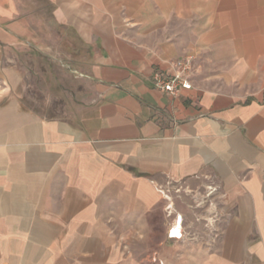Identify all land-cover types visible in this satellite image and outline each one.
<instances>
[{"label": "crops", "instance_id": "0c3cea01", "mask_svg": "<svg viewBox=\"0 0 264 264\" xmlns=\"http://www.w3.org/2000/svg\"><path fill=\"white\" fill-rule=\"evenodd\" d=\"M33 19L84 84L64 116L16 94ZM153 260L264 264V0H0V264Z\"/></svg>", "mask_w": 264, "mask_h": 264}, {"label": "rangeland", "instance_id": "374dc122", "mask_svg": "<svg viewBox=\"0 0 264 264\" xmlns=\"http://www.w3.org/2000/svg\"><path fill=\"white\" fill-rule=\"evenodd\" d=\"M31 24L29 42L40 47L41 51L25 47L24 50L9 53L13 56L21 77L16 94L25 107L47 118L64 116L79 92L84 91V84L78 83L77 74L74 73L75 67L71 65L63 50L60 51L61 66L57 65L56 61L53 62V55L58 57V51L53 53V46L58 43V38L54 35L56 29L48 27L47 24L42 25L37 19H33ZM174 194L176 195L175 191ZM174 198L177 199L176 196ZM173 217L176 220L178 216L174 214ZM159 230L154 229V232ZM158 238L159 235L154 234V241ZM139 248L143 253L148 245L141 244ZM150 262L157 264L154 260Z\"/></svg>", "mask_w": 264, "mask_h": 264}, {"label": "built area", "instance_id": "2783aa9c", "mask_svg": "<svg viewBox=\"0 0 264 264\" xmlns=\"http://www.w3.org/2000/svg\"><path fill=\"white\" fill-rule=\"evenodd\" d=\"M191 65V57H184L175 61V71L172 74L154 72L152 75L153 87L173 96L179 95L182 90L190 89Z\"/></svg>", "mask_w": 264, "mask_h": 264}, {"label": "bare ground", "instance_id": "6f19581e", "mask_svg": "<svg viewBox=\"0 0 264 264\" xmlns=\"http://www.w3.org/2000/svg\"><path fill=\"white\" fill-rule=\"evenodd\" d=\"M177 221H179V223ZM180 227H181V218H179V220H177V218H176V220L174 222V226H173L174 230H175V228H176V230L175 231L173 230V231H174V233H179L180 234L179 236H181V233L179 232ZM172 236H175V235H172ZM179 236H177V237H179Z\"/></svg>", "mask_w": 264, "mask_h": 264}, {"label": "water", "instance_id": "95a60500", "mask_svg": "<svg viewBox=\"0 0 264 264\" xmlns=\"http://www.w3.org/2000/svg\"><path fill=\"white\" fill-rule=\"evenodd\" d=\"M177 220H179V219H177ZM177 222L179 223V221H177ZM173 230H174V228L171 229L170 232H169V236H170V237H172V235H175L176 237L180 235L179 233H174V231L176 230V228H175L174 231H173Z\"/></svg>", "mask_w": 264, "mask_h": 264}]
</instances>
